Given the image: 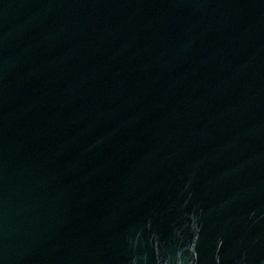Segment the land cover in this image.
I'll return each mask as SVG.
<instances>
[{
    "label": "water",
    "instance_id": "1",
    "mask_svg": "<svg viewBox=\"0 0 264 264\" xmlns=\"http://www.w3.org/2000/svg\"><path fill=\"white\" fill-rule=\"evenodd\" d=\"M0 264H264V0H0Z\"/></svg>",
    "mask_w": 264,
    "mask_h": 264
}]
</instances>
